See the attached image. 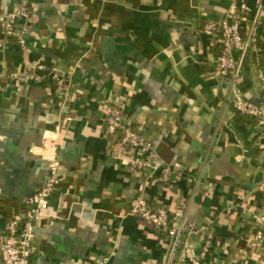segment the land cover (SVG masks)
I'll return each mask as SVG.
<instances>
[{"label": "crops", "instance_id": "obj_1", "mask_svg": "<svg viewBox=\"0 0 264 264\" xmlns=\"http://www.w3.org/2000/svg\"><path fill=\"white\" fill-rule=\"evenodd\" d=\"M235 2L1 0V13L39 3L41 18L25 47L0 29V232L43 188L52 136L62 181L36 223L32 260L169 264L166 233L129 214L145 178L105 131L103 109L113 105L165 163L177 165L172 185L151 179L145 196L212 229L203 264H259L251 246L253 217L264 215V133L233 109L216 74L220 50L203 34L206 21L224 18ZM245 2L264 44V0ZM260 59L250 54L240 73L243 93L258 105ZM53 69L69 87L61 99ZM203 240L198 234L192 244Z\"/></svg>", "mask_w": 264, "mask_h": 264}, {"label": "built area", "instance_id": "obj_2", "mask_svg": "<svg viewBox=\"0 0 264 264\" xmlns=\"http://www.w3.org/2000/svg\"><path fill=\"white\" fill-rule=\"evenodd\" d=\"M247 10L245 0H236L224 18L206 21L203 34L220 50L216 61V74L229 90L233 109L238 114L253 119L257 128L264 133V99L262 105L254 103L245 96L240 85V73L247 57L250 54L258 57L261 53L258 45L260 21L256 18L250 20ZM40 18L39 3H23L13 12H0V29L8 38L16 37L17 42L25 47L26 34L32 26L40 22ZM20 22L23 24L17 28L16 25ZM44 68L38 65V69ZM49 76L55 84V95L60 99L64 98L69 88L65 77L54 69ZM32 77L33 75H29L27 78ZM260 79L264 89L262 72ZM102 123L109 136H118L122 154L130 152L128 163L145 178L137 196L130 203L129 214L166 233L171 246L169 264H175V261L179 264H203L213 248L215 236L212 229L199 226L197 222L190 220L184 210L170 213L165 207L150 203L145 196L146 186L151 179H156L167 187L172 185L177 165L165 163L153 144L125 122L119 107L105 105ZM43 156L49 167L43 188L27 201L24 217L11 218L0 232L2 264H37L32 260L37 252L33 242L36 223L49 209L50 198L57 193L62 181V166L57 144L52 136L46 139ZM253 219V257L259 264H264V215H254ZM198 234H203L204 240L201 245L196 246L192 244V238ZM74 264H108V260L99 263L84 260Z\"/></svg>", "mask_w": 264, "mask_h": 264}, {"label": "trees", "instance_id": "obj_3", "mask_svg": "<svg viewBox=\"0 0 264 264\" xmlns=\"http://www.w3.org/2000/svg\"><path fill=\"white\" fill-rule=\"evenodd\" d=\"M258 45L259 47L261 48V53L259 54L260 56V65L263 67L264 66V44L263 43H260L258 41ZM253 57H256L255 55H253ZM240 115V114H239ZM242 116V115H241Z\"/></svg>", "mask_w": 264, "mask_h": 264}, {"label": "water", "instance_id": "obj_4", "mask_svg": "<svg viewBox=\"0 0 264 264\" xmlns=\"http://www.w3.org/2000/svg\"><path fill=\"white\" fill-rule=\"evenodd\" d=\"M24 217V216H23Z\"/></svg>", "mask_w": 264, "mask_h": 264}]
</instances>
